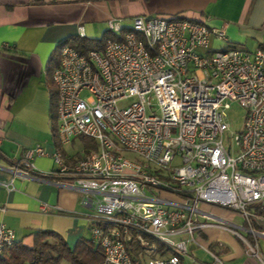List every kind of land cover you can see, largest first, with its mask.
I'll use <instances>...</instances> for the list:
<instances>
[{
	"label": "built area",
	"instance_id": "2783aa9c",
	"mask_svg": "<svg viewBox=\"0 0 264 264\" xmlns=\"http://www.w3.org/2000/svg\"><path fill=\"white\" fill-rule=\"evenodd\" d=\"M109 30L123 37L85 54L66 44L53 72L62 147L81 137L95 147L73 163L57 148L49 173L83 193L91 239L103 252L98 264H182L207 228L232 233L264 263L263 217L255 213L264 207V47L213 48V36L228 40L225 31L182 16L137 15L129 30L111 18ZM233 103L245 110L236 153L225 144ZM47 154L37 144L10 169L32 174L35 157ZM1 184L15 188L13 179ZM51 208L58 206L41 204ZM16 242L1 222L0 254ZM208 264L225 263L212 253Z\"/></svg>",
	"mask_w": 264,
	"mask_h": 264
},
{
	"label": "crops",
	"instance_id": "0c3cea01",
	"mask_svg": "<svg viewBox=\"0 0 264 264\" xmlns=\"http://www.w3.org/2000/svg\"><path fill=\"white\" fill-rule=\"evenodd\" d=\"M137 15L182 16L223 29L228 40L213 36V48L254 51L264 47V0H0V223L15 231L17 242L32 246L38 229L56 231L71 248L81 238L91 239L81 203L83 193L68 186V178L24 175L10 166L13 159L40 144L48 154L35 157V169L49 173L56 168L52 153L58 145L46 80L47 64L58 43L79 35L81 26L86 37L100 38L109 30L111 18L129 30ZM61 148L71 163L83 153L71 154L65 146ZM11 179L15 188L7 190L1 182ZM42 203L58 209L43 212ZM209 209L235 224H245L236 212L215 206ZM257 226L264 234V218ZM198 238L202 247L191 246L193 259L185 258L182 264L187 259L208 264L212 253L225 264H264L249 256L244 243L228 231L207 228ZM258 242L264 258V236ZM61 264L73 262L63 259Z\"/></svg>",
	"mask_w": 264,
	"mask_h": 264
},
{
	"label": "trees",
	"instance_id": "16d2710c",
	"mask_svg": "<svg viewBox=\"0 0 264 264\" xmlns=\"http://www.w3.org/2000/svg\"><path fill=\"white\" fill-rule=\"evenodd\" d=\"M112 31H106L100 38H88L86 36L72 35L62 40L52 52L47 64V85L50 92V114L54 139L61 148L58 135V88L53 80V72L60 64L61 50L64 45L72 44L81 53L85 54L92 48L103 49L108 39H121ZM85 143V150L95 147V142L89 137H81ZM32 174L44 179L54 180L55 173H41L32 171ZM63 177V176H62ZM255 213L264 218V207L255 209ZM103 258V252L99 246L90 238H81L76 246L71 248L66 240L56 231L49 229H38L34 233V244L32 246L16 242L12 247L0 254V264H61L63 259H69L73 264H98Z\"/></svg>",
	"mask_w": 264,
	"mask_h": 264
},
{
	"label": "rangeland",
	"instance_id": "374dc122",
	"mask_svg": "<svg viewBox=\"0 0 264 264\" xmlns=\"http://www.w3.org/2000/svg\"><path fill=\"white\" fill-rule=\"evenodd\" d=\"M212 46V45H211ZM87 95V93H83ZM245 110L237 103H233L231 109L227 111V121L229 123V129L225 134V144L227 147L232 148V151L236 153L238 145L234 136L242 130L244 124ZM75 142L65 145L66 150L71 154H81L85 149V143L80 138H75ZM185 264H193L190 259H187Z\"/></svg>",
	"mask_w": 264,
	"mask_h": 264
}]
</instances>
